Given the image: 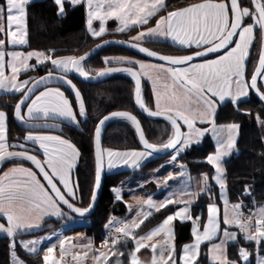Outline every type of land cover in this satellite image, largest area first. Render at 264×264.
<instances>
[{"label": "snow or ice", "instance_id": "6c2138e0", "mask_svg": "<svg viewBox=\"0 0 264 264\" xmlns=\"http://www.w3.org/2000/svg\"><path fill=\"white\" fill-rule=\"evenodd\" d=\"M31 3L32 0H0V90L18 95L11 116L33 129L22 139L12 138L10 143V113L0 109V168L12 162L11 167L0 172V220L6 221L0 222V233L9 239L10 264H26L18 255V244L26 254L38 256L42 241L51 239L50 236L18 239L39 229L45 217L71 218V213L83 217L94 209L106 166L108 169L119 165L139 169L147 158L168 152L171 156L167 163L176 164L183 152L199 144L207 134L215 141V150L207 154L204 162L214 171L211 175L200 174L194 191L191 190L194 178L184 171L187 166L179 163L181 172L177 175L183 190L169 192L162 200H155L151 194L147 198L134 195L135 205L124 202L126 217L131 218L110 215L104 225L107 235L99 247L81 234H77L78 237L87 239V243H73L72 237L62 236L43 250V264H64L65 257L76 249L80 250L72 252L75 264H85L89 258L91 264H248L253 253L256 264H264V255H261L264 252V203H258L253 197L249 206L243 199L232 202L228 195L224 161L234 152L238 154L241 125L217 122L218 109L228 102L240 113L239 104L250 91L264 103V0H247V3L244 0H196L171 9L167 0H53L59 17L67 14L66 6L82 7L86 14V31L92 38H100L108 32L109 19L118 22L115 32L135 30L128 40H101L82 55L64 56L56 55L52 48L16 50L18 46L29 44L27 20ZM94 21L99 22L98 29ZM163 40H170L187 54H163L143 46ZM112 43L126 45L148 59L104 56L105 67H85L88 57ZM254 51L258 59L252 62ZM210 55L214 58H209ZM33 58L35 63H30ZM45 62L51 64L45 75L20 78ZM113 64L127 66H109ZM72 73L83 81L113 73L128 74L134 81L135 106L147 117H162L170 125L166 140L150 142L140 119L132 111L115 110L100 116L90 133L94 171L86 206H78L81 188L79 179L74 176L82 156L80 148L71 138L45 131L59 130L61 124L57 121L77 129L87 121L86 100L69 78ZM144 78L151 82L155 110L144 98ZM62 89L70 92L72 98ZM245 114L251 115L250 112ZM116 118L134 128L141 145L139 149L102 146L103 127ZM255 121L264 128V108L255 114ZM25 161L33 167L24 166ZM172 178L170 172L163 183L167 184ZM110 191L115 202L122 201L121 187L114 186ZM200 195L208 198L206 218L203 212H192L194 206H199ZM243 195L251 196L247 184ZM169 206L176 211L141 234L154 212L167 211ZM175 221L191 223L192 239L179 247ZM233 228L236 230H231ZM240 238L254 244V249L240 245ZM205 244L206 251L203 250ZM230 244L238 245L235 259L230 257ZM57 248L59 259L53 255ZM149 249L152 255L146 262L140 252Z\"/></svg>", "mask_w": 264, "mask_h": 264}, {"label": "trees", "instance_id": "16d2710c", "mask_svg": "<svg viewBox=\"0 0 264 264\" xmlns=\"http://www.w3.org/2000/svg\"><path fill=\"white\" fill-rule=\"evenodd\" d=\"M196 0H167L170 9L172 7H182L187 3L195 2ZM57 9L53 0H34L28 6V40L29 44L26 46L28 49L44 50L48 48L55 49L56 55H81L90 49L100 39H94L89 36L84 29V9L82 7L71 8L66 6L67 14L59 17L56 14ZM112 23V21L108 22ZM132 31L114 34L112 37L128 40L132 35ZM146 46L153 50L160 51L164 54L184 55L187 54L181 48L173 45L170 42H147ZM104 56H133L144 58L138 53L119 48L107 47L100 53L85 62V67L89 69H98L105 67L103 62ZM257 54L254 51L252 62L257 60ZM252 64L249 65L251 71ZM51 68L49 63L44 64L30 71L34 77L43 75ZM69 78L81 89L88 111L87 121L81 123L79 129L70 127L66 122L60 123L59 130H52L59 134L64 135L66 138H71L73 142L77 143L80 148L82 156L78 161L74 176L79 179L81 192L78 197H82L81 204L78 206H86L89 203L90 187L94 171V147L91 142L90 133L94 129L97 119L113 110H128L132 111L140 119L146 138L150 142H163L167 139L170 132V125L164 119L150 118L138 112L134 100L133 89L134 83L132 78L122 74L112 75L100 82L93 84L83 83L75 79L72 75ZM66 94L71 97V93L66 89ZM142 90L145 100L148 105L154 108L153 97L150 87L147 83L142 81ZM19 99L18 95H0V108L8 111L9 115V130H10V143L13 142L12 138L25 135L28 129L18 121L14 120L11 116L12 106ZM242 110L237 113L230 102L221 106L218 109V123L237 122L241 125L240 134L237 142L238 154L235 152L225 160V168L227 172V186L228 195L232 202H237L243 199L244 203L251 205V200L254 197L258 203H264V141L260 126L255 121V114L260 112L264 105L261 104L252 93L246 99H243L239 104ZM250 112L251 115L245 114ZM103 147L118 148L121 150L141 147L137 134L134 128L127 122L117 119L111 121L103 130L102 133ZM29 147H31L29 145ZM214 146L209 137H206L197 145H194L189 150L183 152L179 156V160L187 166V169L192 174L197 173H213V168L204 162V158L213 151ZM38 154L37 152H35ZM171 154V153H170ZM169 154V155H170ZM167 156L154 155L137 170H120L115 172H105L103 187L98 200V203L93 213L87 218L75 219H88V223L83 228L85 233L92 237L95 242H99L105 233L104 225L111 214L118 217H123L126 213V207L122 202H115L114 195L110 189L117 184L123 183L126 180L136 179L144 176L151 170L158 168L159 173H164L167 170L166 165H162ZM162 165V166H161ZM250 186L251 196H244V185ZM214 187V185H213ZM215 190V188H214ZM208 201L205 195L199 196L198 205L194 206L193 210L201 209ZM174 207L169 206L167 211L161 210L155 213L147 221L145 228L151 224L159 221ZM66 219H58L57 225L61 226ZM176 243L177 246L190 241V223L184 222L181 224L175 221ZM78 228V227H77ZM50 227L34 233H39ZM144 229V228H143ZM142 229V230H143ZM69 230V229H67ZM9 239L6 236H0V264H10V256L8 249ZM240 245L254 249V244L245 242L240 239ZM128 247L131 248V241ZM238 245L230 244L229 253L230 257L235 259ZM125 249L121 248V251ZM18 255L27 264H42L41 258L34 255L26 254L20 247H17ZM261 254L264 255V252ZM250 264H254V253L251 256Z\"/></svg>", "mask_w": 264, "mask_h": 264}, {"label": "crops", "instance_id": "0c3cea01", "mask_svg": "<svg viewBox=\"0 0 264 264\" xmlns=\"http://www.w3.org/2000/svg\"><path fill=\"white\" fill-rule=\"evenodd\" d=\"M32 1H34V0H32ZM196 2V1H195ZM244 2L245 3H247V0H244ZM111 22L112 21V23H107V27H108V32L107 33H105L102 37H100V38H94V39H100V40H103V39H107V38H117V37H112L114 34H118V33H123V32H115V31H113L114 29H116V27H117V21H115L114 19H109L107 22ZM153 24H154V21L152 22ZM84 29H85V32L87 33V31H86V14H85V10H84ZM88 34V33H87ZM110 34H112V35H110ZM135 34V30H133V33H132V35H134ZM89 36H90V34H88ZM131 35V36H132ZM163 41H167V42H170V43H172L170 40H163ZM146 43H144V45H145ZM26 46L27 45H24V46H18V48L16 49V50H20V51H28V50H31V49H28V48H26ZM175 46H177V47H179L178 45H175ZM130 57H133V56H130ZM133 58H135V59H148L147 57H144V58H139V57H133ZM257 59H258V57H257ZM153 62H156V61H154L153 60ZM30 63H35V60H34V58H33V60H31L30 61ZM46 63H49L50 64V62H45V64ZM42 65H44V64H41V65H39L38 67H41ZM50 66H51V64H50ZM37 67V68H38ZM27 76H32L31 75V73H30V71L27 73V75L25 76V75H21V79H24V78H27ZM143 82H145V83H147L148 84V86L150 87V90H151V82L150 81H148L147 80V78H144L143 80H142ZM62 90H64V89H62ZM250 93L251 92H249V96H250ZM10 94H12V93H5L3 90H0V95H10ZM248 96V97H249ZM248 97H246V98H248ZM246 98H242V100L243 99H246ZM153 103H154V99H153ZM0 109H2V108H0ZM58 123H63L62 121H57ZM183 130H186V129H183ZM45 131H51V130H45ZM53 134H59V133H57V132H55V131H51ZM26 134V133H25ZM206 137H209L210 139H211V141H212V143H213V146H214V149H213V151L215 150V141L212 139V137H211V134L208 136V134H207V136ZM205 137V138H206ZM204 139V138H203ZM202 139V140H203ZM202 142V141H201ZM31 146V145H30ZM213 151H211V152H213ZM210 152V153H211ZM38 153V152H37ZM235 153V152H234ZM233 153V154H234ZM232 154V155H233ZM38 155H39V153H38ZM229 158V157H228ZM151 159V157H149V158H147L146 160H144V161H142L141 162V166L143 165V164H145L148 160H150ZM227 159V158H226ZM225 159V160H226ZM170 160V157L169 158H167L166 160H165V162L162 164V165H166L167 166V170H165L164 171V173H159V168H155V169H153V170H151L150 172H148V173H150L151 174V176L150 177H147V179H148V181L149 182H152V188L151 189H153V192H150V193H148V194H146V195H144V194H140L139 196H141V197H143V198H147V196L149 195V194H151L152 196H153V198L155 199V200H162L166 195H168V193L169 192H177V191H179V190H183L182 188H181V185H180V181H181V178L177 175V173H179V172H181V169L179 168V166H178V164L179 163H182L180 160H179V158H178V162L176 163V164H170V163H167L168 161ZM24 163V166H26V167H33L32 165H31V163L30 162H27V161H25V162H23ZM224 163H225V161H224ZM161 165V166H162ZM12 166V162H8V163H5L4 165H3V167L2 168H0V172H2L3 170H6L8 167H11ZM186 169H187V167H186ZM33 170L35 171V169L33 168ZM120 170H131V171H133V170H137V169H135V168H131V167H127V166H124V165H119V166H117L116 168H112V169H108L107 168V166L105 167V172H115V171H120ZM186 173H187V171H189L188 169H187V171L186 170H184ZM173 173V178L172 179H169L168 181H167V184H164L163 183V181H164V178L165 177H167L168 176V174L169 173ZM188 173H190V172H188ZM187 173V175H190L191 177H193L194 179H193V181H192V189L191 190H195V185H196V179H198V177H199V175L200 174H202V173H197V174H192V173H190V174H188ZM153 174V175H152ZM142 178V177H141ZM184 179H187V176H185L184 177ZM213 185H214V187H213V189L215 188V190L214 191H216L217 192V194H218V188H217V186L214 184V182H213ZM131 186V185H130ZM123 198H122V203L125 205V207H126V204L124 203V202H127V204H135V201L133 200V194H132V190H124L123 191ZM201 196V195H200ZM206 196V195H205ZM207 197V196H206ZM129 198V199H128ZM208 199V198H207ZM208 202V201H207ZM207 202L204 204V206L201 208V209H197V210H193V208H192V212H193V214H201L202 212H203V214H204V217L206 218V204H207ZM221 208H222V205H221ZM174 211H176V208L174 207L169 213H167L165 216H167L168 214H171V213H173ZM126 214H127V208H126V213H125V215L123 216V217H120V218H131L130 216H128V217H126ZM164 216V217H165ZM163 217V218H164ZM50 218H53V219H58V218H56V217H45V219H44V221L45 220H47V219H50ZM163 218H161L159 221H157V222H155V223H153V224H151L150 226H148V227H146L145 228V225H146V223H147V221L145 222V225L143 226V230L141 231V234H143V232H146V231H148L150 228H152L153 226H155L156 224H158L160 221H162V219ZM2 221H4V220H2ZM43 221V222H44ZM190 223V222H189ZM69 227V225H67V227L66 228H63V230H66L67 228ZM190 227H191V223H190ZM231 230H233V231H235L236 229L235 228H233V229H231ZM77 234H81L83 237H85V238H91L92 239V237L91 236H89V235H87V234H85L84 233V231H75L74 233H67V234H64L65 236H70V237H72L73 238V243H87L88 241H87V239H80L79 237H78V235ZM191 239H192V237H191ZM191 239H190V241H191ZM240 239H242V238H240ZM190 241H188V242H190ZM187 243V242H186ZM95 245V244H94ZM183 245V244H182ZM95 247H97V245H95ZM131 247H132V243H131ZM206 244L203 246V250L204 251H206ZM247 248V247H246ZM249 249V248H248ZM77 250H80V249H76V250H72V251H77ZM151 255H152V253H151V250L149 249V250H141V252H140V256H141V258L142 259H144L146 262L147 261H149L150 259H151ZM261 255H263V254H261ZM39 256V255H38ZM250 259H251V257H250ZM250 259H249V262H248V264H250ZM43 264V263H42ZM254 264H256V255H255V253H254Z\"/></svg>", "mask_w": 264, "mask_h": 264}, {"label": "rangeland", "instance_id": "374dc122", "mask_svg": "<svg viewBox=\"0 0 264 264\" xmlns=\"http://www.w3.org/2000/svg\"><path fill=\"white\" fill-rule=\"evenodd\" d=\"M107 23L108 22H106V28L108 29V27H107ZM118 23V22H117ZM94 27H96L97 29L99 28V22L98 21H94ZM110 35H112V34H110ZM99 41H101V40H99ZM99 41H97V42H99ZM96 42V43H97ZM95 43V44H96ZM180 48V47H179ZM210 58H214V57H210ZM43 66V65H42ZM47 73V71L43 74V75H45ZM43 75H41V76H43ZM122 75H124V74H122ZM125 76H127V75H125ZM127 77H129V76H127ZM131 78V77H130ZM260 128H261V134H262V136H263V141H264V128H262L261 126H260ZM29 131V130H28ZM210 134H208V136H209ZM207 136V135H206ZM205 136V137H206ZM205 137H203V138H205ZM203 138H201V141H202V139ZM37 148H38V145L36 146ZM171 156V154L169 155V157ZM169 157H167V158H169ZM41 158H42V156H41ZM166 158V159H167ZM160 166V165H159ZM159 166H158V168H159ZM186 171H187V169H185ZM189 171H187V173H188ZM188 174H190V173H188ZM153 175V174H152ZM151 176V174L150 173H147V174H145L144 176H141V177H138V178H136V179H131V180H126L125 182H123V183H120V184H117L116 186H118V187H121L122 188V198L124 197L123 195V191L126 189V190H132V194H133V196L135 195V196H139L140 194H144V195H146V194H148V193H150V192H153V189H151L152 187V182H149L148 181V179H147V177H150ZM131 185V186H130ZM114 195V194H113ZM90 198V197H89ZM129 199V198H128ZM122 202V201H121ZM82 202H81V200L79 199V197H78V204H81ZM132 205H135V204H132ZM247 205V204H246ZM145 208H146V210H147V206H145ZM111 215H114V214H111ZM116 216V215H115ZM118 217V216H117ZM59 219V218H58ZM58 219H53V218H50V219H47V220H45L44 222H42V224H41V227L39 228V229H34L32 232H30V233H26V234H23V235H21V236H19L18 237V239H20V240H28V239H32V238H34V237H44V236H50L51 237V239L50 240H44V241H42V243H41V245H40V253H39V256L38 257H40L41 258V263H43V261H42V256H43V250L44 249H46L47 247H49L51 244H53V243H56V241H57V239L58 238H60V237H62V236H65L64 234H71V233H74L75 231H84V233H85V230L83 229V228H79V227H83V226H85V224H87L88 223V219H83V220H81V219H75V218H69V217H66V219L63 221V224L61 225V226H59V225H57V220ZM108 221V220H107ZM0 222H6V221H2V220H0ZM107 223V222H106ZM105 223V224H106ZM67 225H69V227L67 228V229H69V230H63V228H66L67 227ZM44 227H50V229H46V230H44V231H41V232H39V233H34V232H36V231H39V230H41V229H43ZM78 227V228H77ZM53 233H55L56 235H52ZM105 233H107V231H106V229H105ZM104 233V234H105ZM86 234V233H85ZM0 236H6V234H4V233H0ZM7 237V236H6ZM93 240V239H92ZM94 241V240H93ZM101 241L102 240H100L99 242H95L94 241V244L95 245H97V247H99L100 246V244H101ZM66 244H67V242H66ZM17 247H20L19 246V244L17 245ZM77 251H79V250H77ZM72 252L73 251H70V254L68 255L69 256V258H70V260L69 261H67L66 260V257H65V259H64V264H75V261H73V259H72ZM53 255L57 258V259H59V249L57 248V249H54V253H53ZM34 256H37V255H34ZM22 259V258H21ZM27 264V263H26ZM85 264H91V259L89 258L86 262H85Z\"/></svg>", "mask_w": 264, "mask_h": 264}, {"label": "water", "instance_id": "95a60500", "mask_svg": "<svg viewBox=\"0 0 264 264\" xmlns=\"http://www.w3.org/2000/svg\"><path fill=\"white\" fill-rule=\"evenodd\" d=\"M103 40H112V41H119V40H125V39H120V38H107V39H103ZM101 43V41H99V42H97L96 44H94L90 49H92V48H94L97 44H100ZM143 46H146V45H143ZM107 47H119V48H123V49H126V50H129V51H132V52H135V53H138L135 49H131V48H129L128 46H126V45H123V44H119V43H112V44H108V45H105V46H103L102 48H100V49H97L90 57H88L87 59H86V61L87 60H89V59H91L92 57H94L95 55H97L98 53H100L103 49H105V48H107ZM146 47H148V46H146ZM150 48V47H149ZM90 49H88L87 51H89ZM151 49V48H150ZM86 52V51H85ZM83 54V53H82ZM81 54V55H82ZM138 54H140V53H138ZM164 54V53H163ZM140 55H142V56H145L144 54H140ZM146 57V56H145ZM210 57H213V56H209V58ZM154 61H156V62H159L158 60H154ZM109 66H112V67H121V66H127V65H116V64H113V65H109ZM115 74H124V75H127V76H129L128 74H126V73H113V74H110L109 76H107V77H104V78H99V79H94V80H91V81H83L81 78H79L75 73H72V74H70V75H72L75 79H77L78 81H80V82H83V83H90V84H93V83H96V82H100V81H102V80H104V79H106V78H108V77H110V76H112V75H115ZM130 77V76H129ZM71 79V78H70ZM133 83H134V81H133ZM134 90V89H133ZM252 94H253V96L261 103V104H263L264 105V103H262L260 100H259V98L256 96V94L254 93V92H252V91H250ZM133 100H134V97H133ZM136 108H137V106H136ZM137 110H138V112L139 113H141L140 112V110L137 108ZM153 110H155V109H153ZM113 111H115V110H113ZM107 114V113H106ZM142 115H144V116H146L145 114H143V113H141ZM117 119H119V118H116V119H112V120H109V121H107L106 122V124L104 125V127H103V130H104V128L106 127V125L107 124H109L111 121H114V120H117ZM159 119H164V118H159ZM103 130H102V133H103ZM138 137V136H137ZM103 146V145H102ZM33 154H36L35 152L33 153ZM170 154V152H168V153H163V154H161V153H157V154H154V155H156V156H167V155H169ZM38 155V154H37ZM104 176H105V169H104V171H103V173H102V184H101V189H100V192H99V194H98V197H97V201H96V203H95V207H96V205H97V203H98V200H99V197H100V194H101V190H102V187H103V181H104ZM95 207H94V209H95ZM94 209L93 210H91V212L90 213H88V214H85V216H83V217H81V216H79L78 214H75V213H71V215L72 216H75V217H78V218H87V217H89L92 213H93V211H94ZM65 211L67 212L68 210L65 208Z\"/></svg>", "mask_w": 264, "mask_h": 264}, {"label": "built area", "instance_id": "2783aa9c", "mask_svg": "<svg viewBox=\"0 0 264 264\" xmlns=\"http://www.w3.org/2000/svg\"><path fill=\"white\" fill-rule=\"evenodd\" d=\"M249 206H251V205H249ZM106 235H107V233L103 234L101 240H104V238H105ZM66 260H67V261L70 260L69 256H66Z\"/></svg>", "mask_w": 264, "mask_h": 264}]
</instances>
